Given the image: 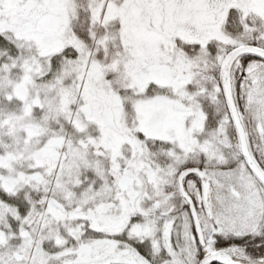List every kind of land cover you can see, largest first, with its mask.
Masks as SVG:
<instances>
[{
    "label": "snow or ice",
    "instance_id": "6c2138e0",
    "mask_svg": "<svg viewBox=\"0 0 264 264\" xmlns=\"http://www.w3.org/2000/svg\"><path fill=\"white\" fill-rule=\"evenodd\" d=\"M0 264H264V0H0Z\"/></svg>",
    "mask_w": 264,
    "mask_h": 264
}]
</instances>
